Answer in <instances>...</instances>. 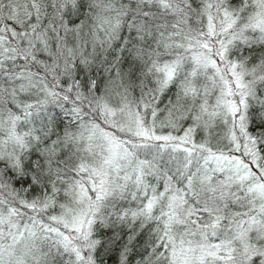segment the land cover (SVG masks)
<instances>
[{
	"label": "snow or ice",
	"instance_id": "obj_1",
	"mask_svg": "<svg viewBox=\"0 0 264 264\" xmlns=\"http://www.w3.org/2000/svg\"><path fill=\"white\" fill-rule=\"evenodd\" d=\"M0 264H264V0H0Z\"/></svg>",
	"mask_w": 264,
	"mask_h": 264
}]
</instances>
